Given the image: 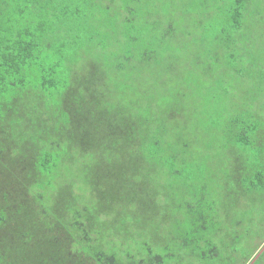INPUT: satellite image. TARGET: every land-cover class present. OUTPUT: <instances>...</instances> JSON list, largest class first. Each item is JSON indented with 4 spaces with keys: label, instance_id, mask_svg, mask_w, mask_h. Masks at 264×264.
Instances as JSON below:
<instances>
[{
    "label": "trees",
    "instance_id": "16d2710c",
    "mask_svg": "<svg viewBox=\"0 0 264 264\" xmlns=\"http://www.w3.org/2000/svg\"><path fill=\"white\" fill-rule=\"evenodd\" d=\"M191 1L213 13L209 28L190 33L201 47L190 63L217 81L215 103L229 78L264 88V0ZM166 8L0 0V264L255 257L264 100L252 94L197 129L207 118L193 110L197 95L160 81L186 48L175 21L163 23Z\"/></svg>",
    "mask_w": 264,
    "mask_h": 264
},
{
    "label": "rangeland",
    "instance_id": "374dc122",
    "mask_svg": "<svg viewBox=\"0 0 264 264\" xmlns=\"http://www.w3.org/2000/svg\"><path fill=\"white\" fill-rule=\"evenodd\" d=\"M186 1L187 0H164L165 5L167 4V8L166 16L162 18V21L163 23H166L167 20L175 21V26L173 27L175 29V33L172 36L179 37V43H183L184 47L186 48L183 50V52L181 50L179 53H176L179 63L178 67H172L174 69L172 70L173 73H171V75L165 72L163 78L160 81L162 84H168L174 87L177 86L178 82H183V85L185 86V89L183 90H186L188 95H193L191 94V90L194 92V95H197L196 99L198 100V102L195 103L196 106L193 110L195 112L198 110H206L207 118H196L197 122L194 124V126L198 123L199 125L204 127V125H208L209 123L206 120L210 122H222L228 119L232 111H235L237 108H240L243 105V98H247L253 94L255 95L254 97H257V99L264 100V88L263 85L260 86L255 83L253 86H251L248 83L243 84L240 83V81H238L237 79L229 78L223 82L224 84H222V86L226 87L224 88L225 94L217 96V99H219L220 102H217L218 104L215 103L216 98L212 94V91L214 89H220V87L216 85L217 81L205 77V75H203L201 67L199 65H196L198 64L197 61H195L193 64L190 63L193 59V56L197 52H199L201 48L200 37L198 36V34H196L195 38H193L190 33H193L194 30L198 33L203 29L209 28L208 24H211V22L213 21V13L209 12L207 14H204L202 12V8L198 5H193L191 0L190 5H187L186 8H184L186 5ZM167 9L171 12L167 13ZM177 9L178 14L175 15L174 11H176ZM183 10L187 12L186 18L190 19L189 21H184V19H182L183 17L181 13L183 12ZM184 29L189 33L186 34ZM193 39H197V42H194ZM169 58L170 57L168 55L166 57L165 65L167 64ZM262 58H264V55H262ZM177 76H180L182 79L177 78ZM261 88L263 91L260 93ZM203 101H205V103L201 104ZM207 101H210V103H207ZM233 103L234 105L237 104V106L232 107L231 105ZM194 111L193 113L195 114ZM199 121L202 123H200ZM194 126L193 128H195ZM196 128L199 129L197 125ZM262 219L263 221L261 222V224H263V226L261 227V229L264 230V218ZM255 244L259 245V249L255 257L250 261L249 264H264V240L262 238H259L255 241Z\"/></svg>",
    "mask_w": 264,
    "mask_h": 264
}]
</instances>
